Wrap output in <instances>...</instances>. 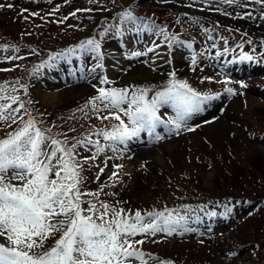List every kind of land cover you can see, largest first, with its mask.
<instances>
[{
	"label": "rangeland",
	"instance_id": "rangeland-1",
	"mask_svg": "<svg viewBox=\"0 0 264 264\" xmlns=\"http://www.w3.org/2000/svg\"><path fill=\"white\" fill-rule=\"evenodd\" d=\"M7 2L9 3L8 0ZM43 2L44 0H20L17 2L18 6L15 5L16 7L10 12L0 15V72H2L0 73V84L9 81L10 76L12 77L11 74L17 72L22 66L39 60L45 61L48 56L56 53L55 50L47 51L52 50V48L46 45V40H49L50 45L56 48L65 43V46H68L72 44V38L76 40L88 34L90 29L97 25L98 18L102 16L103 19L99 22L101 30L115 31L112 26L119 24V17H116L113 24L111 21L114 18L113 14L120 9H130L135 15L150 14L157 21H161L165 26L167 35L175 36L176 40L169 41L163 35L158 34L156 44H163V49L156 52V54L158 53L156 57H153L155 56L154 52H147V45L125 47L124 52H119L124 66L130 70L133 68L134 71L140 70L141 73H138L137 76L124 74L123 82L118 83L116 88L147 87L159 90L170 79H173L170 76L172 73L170 69H174L179 75V78L175 79L186 81L197 92L203 94L216 93L219 96L223 91L221 84L216 83L213 80L214 77L210 75L211 66L203 64L204 67L202 68V65L198 63L189 65L190 51L184 46L197 44L202 46L200 57L204 60V54L208 49H212V46H220L222 40L229 39L232 46H236L239 50L244 47V44H249L248 41L253 43L255 40H259L260 46L263 47L264 45V19H260L261 13H264V5L250 2V0H238V4L232 6L219 0H71L67 4L66 0H54V2L41 8L40 5ZM244 3L248 4L247 8L239 6ZM85 9H91V11H84ZM246 12H251L253 18L246 16ZM72 13L75 15L73 16ZM156 14L157 16H155ZM68 15L70 17L64 19ZM36 16L39 18L36 19ZM34 17L35 19H33ZM30 18H32L31 22H29ZM70 19L76 21L67 29L68 32H65L68 38H61V36H65L64 32H58L57 25L50 23V21L61 23L60 21ZM193 19L198 20L199 23L193 24ZM28 23H35L34 27L37 28L38 25L42 28V41L37 42L33 39L34 31L28 32ZM48 23L50 24L47 26ZM61 27H66V25ZM124 32L127 33V30L125 29ZM202 34L206 35L202 36ZM236 35L243 40L244 44L234 43ZM89 36L92 34L89 33ZM197 37L201 41H198ZM97 39L100 37L98 36ZM2 44H5L7 49H4ZM151 44L149 48L155 49ZM169 44L173 49L169 47ZM255 44L253 43V45ZM15 48H18L19 52H16ZM176 48L180 53H185L182 55L183 58L173 55L174 52L171 50ZM246 49H248L247 45ZM133 51L147 52V55L131 57L129 53ZM103 54L105 55V52ZM13 56L23 57V64L20 63L19 59H7V57ZM150 57H152V61ZM112 61L114 60L111 59ZM134 62H137V67L133 66ZM96 63L97 61L93 57L89 65L90 71L96 67ZM173 64L177 66L172 67ZM4 69L8 70L5 71ZM95 72L99 80L93 79L94 82L89 84L98 83L97 86L91 88L90 92L64 103L53 106L43 104L38 95L31 94V90L27 92L30 101H32L30 105L35 109V119L40 121L39 116L42 118L41 127L51 128L52 134L61 140L64 139V134H67L70 142L74 143L77 140L85 139L90 133L106 125L118 123L114 118L106 121L97 119L93 105L88 103L92 97L98 95V88H104L100 83L104 76L101 74L104 72L103 69L96 68ZM107 75L105 74L104 77H108L113 82L118 79L116 75ZM29 79V86H33L36 82V76H31ZM244 81V86L241 85L238 93L230 98V109H227V115L225 114V117L218 122L231 123L233 131L229 129L225 130L224 133H218L219 130L224 131L221 127L219 129L213 127L203 132L201 131L204 129H197L194 132L181 130L176 137L170 136L164 139L162 142L164 146L150 152L144 158V163L140 161L137 164L136 170L140 172V175L136 177L130 174L129 166L126 164L131 159L128 154L106 151L107 156H102L103 153H101L94 161L85 164L82 174L90 180L84 181L81 186L82 190L98 193L99 201L118 208L122 207L125 210H128L129 206L137 199L142 204L140 207H147L148 202L161 203L158 205L160 207L171 206L179 194L182 198L184 195L182 190L186 186L202 193L205 192L204 194L207 193V195H230L234 192L238 195H246L247 192L250 197L261 198V200L252 207L251 219L238 230L237 234L231 235L233 239L230 241L235 239L248 242L255 241L261 243L259 246L264 249V202L262 201L264 198V109L261 111L256 109L250 99L254 96L264 105V95L258 94H264V79L250 78ZM45 92L51 93L49 90ZM13 94L18 95L22 100L23 92L17 91ZM151 95L152 92H149V96ZM27 101V99L24 100L25 103ZM161 111H164L163 117L165 119L173 115L170 108L168 110L161 109ZM201 113L193 115L190 119ZM236 120H239L240 123H237ZM194 125L188 123V126L193 127ZM12 129L13 125L8 127L5 123L0 122V139L5 138ZM72 129L75 131H71ZM97 138L92 137V139ZM77 151L80 157H86L91 156L95 149L89 145L88 148L78 147ZM104 159H107L106 162H103ZM112 164H122L124 167L115 170L112 168ZM100 169H103L101 176ZM113 172H117L119 175L112 177ZM225 172L232 173L234 177L230 180V176ZM98 174L100 178L97 179ZM110 177L112 178L110 179ZM145 192L149 193L151 198L144 197L143 193ZM82 199L91 200L93 197L87 196ZM84 206L87 207V205ZM60 235V233H56L49 237L41 250L46 251L54 246ZM202 238L201 242L208 243L211 241L207 240L208 238ZM135 239H143L144 243L137 246L149 251H151L150 245L152 243L158 244L157 252L161 253L159 257L177 255L182 264H227L217 250L213 251L218 247L211 242L209 248L196 247L192 246V243H187L189 238H178L163 233H158L152 237L138 235ZM231 242L224 240L227 245ZM217 244L225 245L221 242H217ZM175 245H178L179 248L174 247ZM263 249L257 254L264 259Z\"/></svg>",
	"mask_w": 264,
	"mask_h": 264
},
{
	"label": "snow or ice",
	"instance_id": "snow-or-ice-1",
	"mask_svg": "<svg viewBox=\"0 0 264 264\" xmlns=\"http://www.w3.org/2000/svg\"><path fill=\"white\" fill-rule=\"evenodd\" d=\"M250 2L264 5V0ZM223 3L232 6L238 4V0H223ZM239 6L247 8L248 4ZM3 7L5 5L0 4V8ZM245 15L253 18L251 12ZM118 17L119 24L112 26L116 35L122 36L125 29L155 31L166 40H176L175 36H168L165 29L136 16L130 9L122 11ZM260 19H264V13ZM192 23L198 24L199 21L193 19ZM129 25L131 27H127ZM107 32L105 29L99 33L100 39H86L50 56L49 60L66 58L69 54H92L97 63L91 71L103 69L101 39ZM14 50L19 52L18 48ZM152 51L153 48L147 49V52ZM147 52L133 51L129 55L140 57ZM240 60L251 61L253 56L243 53ZM170 76L173 79L159 90L147 87L98 88V95L88 101L93 105L97 119L114 118L118 123L106 125L74 143L67 134L61 140L52 134L51 128L39 126L42 121L32 117L25 102L13 94L17 92L15 84L0 85V122L8 127L16 125L0 139V238L5 241L0 242V264H150V261L152 264H171L170 261L158 262L150 253L142 251L137 245H142L144 240L135 237H152L158 233L170 236L191 231L188 223L194 209L185 207L184 214L179 209L167 208L147 213L137 210L131 214L130 210L99 201L98 193L85 192L81 187L86 180L82 174L85 164L94 161L99 154L105 151L122 153L127 150L129 142L138 139L142 133L159 141L164 137L158 128L168 134L193 130L188 126L189 119L201 113L204 105L214 97L195 91L184 80L175 79V73ZM100 83L111 82L103 77ZM20 87L26 92L25 85ZM225 91L232 93L233 89L226 88ZM149 92H152L151 96ZM164 108H170L173 115L163 119L160 112ZM93 136L98 138L92 139ZM89 145L95 149L93 154L80 157L77 148H88ZM115 167L122 169L124 166ZM117 175V172L112 173V177ZM87 196L93 199H82ZM56 233L61 235L54 246L42 251L44 242Z\"/></svg>",
	"mask_w": 264,
	"mask_h": 264
},
{
	"label": "bare ground",
	"instance_id": "bare-ground-1",
	"mask_svg": "<svg viewBox=\"0 0 264 264\" xmlns=\"http://www.w3.org/2000/svg\"><path fill=\"white\" fill-rule=\"evenodd\" d=\"M109 69L114 70V68H109ZM85 73H86V71H85ZM138 73H141V71L135 70L131 74L137 76ZM79 74H80V72H78V75ZM87 92H90L89 88L87 86H81V87L70 89V90L65 91L61 94H56V93L55 94L51 93L48 95L41 94L39 97H40L43 104H49V105L53 106L56 104L64 103L70 99H76L78 96L83 95L84 93H87ZM251 100H252V105L254 107H256V109H258L260 111L264 109L263 103H261L258 98L253 96V97H251ZM230 127L231 126L228 123H224L221 126V128H224V129H230ZM135 176H136V174H135Z\"/></svg>",
	"mask_w": 264,
	"mask_h": 264
}]
</instances>
